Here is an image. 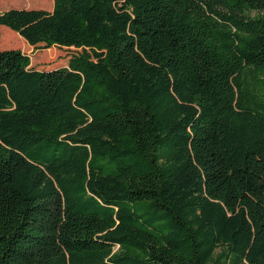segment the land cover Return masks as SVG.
Here are the masks:
<instances>
[{
	"label": "trees",
	"instance_id": "obj_1",
	"mask_svg": "<svg viewBox=\"0 0 264 264\" xmlns=\"http://www.w3.org/2000/svg\"><path fill=\"white\" fill-rule=\"evenodd\" d=\"M17 5L0 264H264V0Z\"/></svg>",
	"mask_w": 264,
	"mask_h": 264
},
{
	"label": "rangeland",
	"instance_id": "obj_2",
	"mask_svg": "<svg viewBox=\"0 0 264 264\" xmlns=\"http://www.w3.org/2000/svg\"><path fill=\"white\" fill-rule=\"evenodd\" d=\"M21 0H1V11H5V10H9V9H25V8H21L20 6L17 5L18 2H20ZM51 2V1H50ZM32 9H43L46 11H50L51 10V4H49L48 6H45L43 8H32ZM257 15V13H252L251 16H255ZM5 28V27H2ZM7 29V28H5ZM9 30V29H8ZM18 47H15V49H20L21 51L23 50V47L20 43V45H17ZM31 49L28 50V52ZM58 51V49H54L53 52H49V51H41L38 52L37 55H33L35 56L34 59L36 62L41 61L39 65H36V67L39 68H47L48 66L50 67H54L55 65H64L67 58L74 54L75 51L74 50H69V51H62V52H56ZM56 52V53H55ZM55 53V54H54ZM53 55V56H52ZM52 56V57H51ZM50 57V58H49ZM48 58V59H46ZM34 63V62H33Z\"/></svg>",
	"mask_w": 264,
	"mask_h": 264
}]
</instances>
